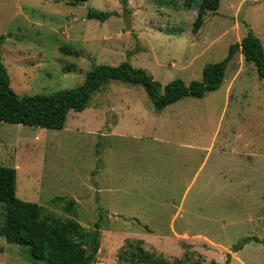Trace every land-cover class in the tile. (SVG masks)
Masks as SVG:
<instances>
[{
    "label": "rangeland",
    "instance_id": "rangeland-1",
    "mask_svg": "<svg viewBox=\"0 0 264 264\" xmlns=\"http://www.w3.org/2000/svg\"><path fill=\"white\" fill-rule=\"evenodd\" d=\"M184 2L0 0L12 90L49 95L80 86L94 66L124 62L163 88L189 84L250 29L264 47V0H220L200 17L202 0ZM90 9L110 17L88 19ZM0 166L16 168L19 199L74 217L89 235L99 221L93 264H129L127 247L138 240L169 263L264 264L262 243L234 250L247 238L264 242V80L241 52L217 91L162 111L142 86L111 81L86 110L71 111L62 130L0 122ZM4 217L0 204V227ZM0 264L49 263H34L30 248L0 237Z\"/></svg>",
    "mask_w": 264,
    "mask_h": 264
},
{
    "label": "trees",
    "instance_id": "trees-1",
    "mask_svg": "<svg viewBox=\"0 0 264 264\" xmlns=\"http://www.w3.org/2000/svg\"><path fill=\"white\" fill-rule=\"evenodd\" d=\"M65 2L70 6H77L89 0H55ZM195 0H185V7L191 8ZM220 0H202L200 16L206 11H216ZM110 13L90 9L88 19L105 21ZM5 37L0 36V122L26 126H35L42 129L62 130L65 128L68 115L71 111L81 113L89 107L93 96L111 81H119L133 86L140 85L146 91L154 107L158 111L166 109L185 97L204 98L208 93L217 91L223 84L228 63L237 52H241L247 61L257 66L259 77L264 80V47L253 31L240 43L231 45L226 59L219 63L206 64L201 80L186 84L177 79L164 88L140 68H134L124 62L119 66L97 65L85 77L84 82L71 89H63L49 95H34L22 98L11 88L10 77L2 59V47ZM61 52L79 56L80 51L71 46H62ZM17 170L13 167L0 166V204L4 205L5 217L0 227V237L9 243L28 247L31 250L33 262L49 264H93L100 246L99 221L95 223L92 234L74 217L59 219L44 206L23 201L16 195ZM56 197L54 201H63ZM75 200H68L64 209L73 214ZM255 241L257 238H247L234 247L241 249L243 243ZM129 251L125 261L135 264L134 257L138 256L137 264H186L181 260L169 263L156 255L144 251L143 242L132 241L127 247ZM193 264H203L195 262Z\"/></svg>",
    "mask_w": 264,
    "mask_h": 264
},
{
    "label": "water",
    "instance_id": "water-1",
    "mask_svg": "<svg viewBox=\"0 0 264 264\" xmlns=\"http://www.w3.org/2000/svg\"><path fill=\"white\" fill-rule=\"evenodd\" d=\"M125 24H126L127 29L130 30V29L132 28V26H131V22H130V20L128 19L127 15H126V17H125Z\"/></svg>",
    "mask_w": 264,
    "mask_h": 264
},
{
    "label": "crops",
    "instance_id": "crops-1",
    "mask_svg": "<svg viewBox=\"0 0 264 264\" xmlns=\"http://www.w3.org/2000/svg\"><path fill=\"white\" fill-rule=\"evenodd\" d=\"M16 125H19V124H16ZM113 130H114V129H113ZM113 130H112L109 134H114V131H113Z\"/></svg>",
    "mask_w": 264,
    "mask_h": 264
}]
</instances>
